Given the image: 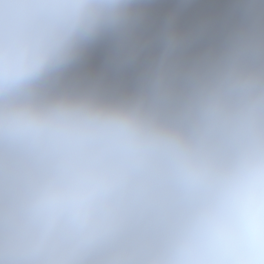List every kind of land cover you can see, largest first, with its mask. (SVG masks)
<instances>
[{
    "label": "clouds",
    "instance_id": "9594fccd",
    "mask_svg": "<svg viewBox=\"0 0 264 264\" xmlns=\"http://www.w3.org/2000/svg\"><path fill=\"white\" fill-rule=\"evenodd\" d=\"M0 264H264V0H0Z\"/></svg>",
    "mask_w": 264,
    "mask_h": 264
},
{
    "label": "rangeland",
    "instance_id": "374dc122",
    "mask_svg": "<svg viewBox=\"0 0 264 264\" xmlns=\"http://www.w3.org/2000/svg\"><path fill=\"white\" fill-rule=\"evenodd\" d=\"M158 2H159L160 4H162V5H169V4H171V5H175V4H177V3H180L181 0H158ZM189 2H190L191 4H198V3L203 2V0H189Z\"/></svg>",
    "mask_w": 264,
    "mask_h": 264
}]
</instances>
